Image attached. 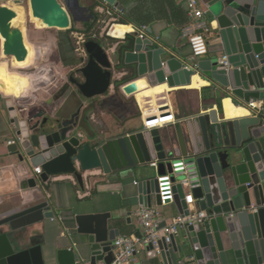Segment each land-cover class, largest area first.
<instances>
[{
    "label": "water",
    "instance_id": "1",
    "mask_svg": "<svg viewBox=\"0 0 264 264\" xmlns=\"http://www.w3.org/2000/svg\"><path fill=\"white\" fill-rule=\"evenodd\" d=\"M99 1L118 5L116 0ZM29 4L33 19L47 28L67 31L79 0H29ZM209 15L224 45L227 66L216 58L197 64L178 59L133 32L129 34L133 40L124 41L126 51L115 64L100 44L84 41L85 60L62 91L73 86L86 100L103 96L112 84L114 71L124 66L119 70L130 71L135 75L133 82H142L135 90L125 87L127 94L161 85L170 91L185 88L199 73L220 88H229L242 106L250 100L260 101L262 111L256 116L247 112L241 118L224 120L214 108L193 117L198 141L185 159L195 161L200 186L192 196L208 219L186 229L188 239L183 248L192 252L196 264H264V0H214ZM16 18L14 10L0 7V56L24 62L28 51L22 30L12 25ZM78 114L69 119L42 118L41 111L16 116L11 122L16 141L6 146L8 154L24 167L39 168L38 177L43 182L67 175L81 188L87 172L99 170L113 181L121 172L147 167L156 160L157 175L142 182L139 193L141 204L150 207L154 200L156 206H162L157 176L170 172L172 161L166 157L158 130L142 129L108 139L84 135V139ZM174 192L178 216L188 215L181 186H175ZM53 218L46 201L2 214L0 264H44L39 245L21 248L22 237L12 241L10 233ZM70 221L81 236L80 244L90 254L89 264H109L113 260L112 243L120 235L119 229L110 228L113 211L92 201L72 211ZM160 248L163 263H170L169 249H176L175 239L170 245L161 242Z\"/></svg>",
    "mask_w": 264,
    "mask_h": 264
},
{
    "label": "crops",
    "instance_id": "2",
    "mask_svg": "<svg viewBox=\"0 0 264 264\" xmlns=\"http://www.w3.org/2000/svg\"><path fill=\"white\" fill-rule=\"evenodd\" d=\"M98 1L79 0V7L73 8L71 12L74 20L70 30L60 31L40 26L31 17L29 0H0V7L14 10L19 20L22 18L19 25H14L22 30L28 51V58L24 62L0 56V216L38 202L48 203L54 213L53 219L10 233L12 241L22 237L21 248L39 245L44 264L89 263L90 254L80 244L81 236L72 229L70 221L72 211L81 208L84 203L96 201L110 208L114 214L110 228L119 229L118 237L141 238L142 230L134 216L141 204L139 185L155 177L158 167L149 165L129 169L121 172L118 180L113 181L107 180L99 170L87 172L82 178L83 188L72 176L67 175L54 176L43 182L34 173V168L19 164L16 157L6 150L8 142L16 141L15 129L11 124L16 116L27 113L33 115L41 111L44 114L42 118L69 119L79 111L80 133L84 139V135L108 139L142 130L145 118L149 114H158L159 108H164L173 114L174 122L166 123L157 130L166 157L174 161L193 153L199 135L194 116L214 108L218 111V118L224 120L241 118L247 114L241 103L231 95L229 88L222 89L199 73L191 86L185 88L167 91L161 85L157 89H139L127 94L125 87L135 90L141 87L142 82L130 81L116 86L117 81L132 75L128 70H119L124 67L121 66L114 71L112 84L103 96L86 100L73 86L62 91L66 80L68 82V78L85 60L82 51L84 36L79 32L91 19L92 10L99 16L95 27L97 38L112 64L117 62V49L124 43L125 35L129 36L135 27H139L133 25L127 15L151 30L146 39L152 41L154 48L171 51L178 59L197 64L225 56L216 23L209 15L214 0H202L203 9L208 11L206 20L211 23L212 31L206 35L208 54L197 60L192 57L182 34L183 28L191 21L187 0H116L117 6L106 3L110 9L122 12L120 17L114 14L108 16ZM109 38L118 42L113 44ZM24 70L30 71L26 73ZM14 82L17 85L8 90ZM226 100L235 109L240 108L245 113L228 117ZM87 109L91 111L85 116ZM153 162L158 164L156 160ZM151 206L156 207L161 222L165 224L178 216L174 203L158 207L153 200ZM187 211L193 214L200 210L196 204H192L187 206ZM187 237L185 230L175 239L176 249H169L170 263L166 264H188V260H194L192 252H185L183 248ZM130 264L164 263L160 256L142 247Z\"/></svg>",
    "mask_w": 264,
    "mask_h": 264
},
{
    "label": "built area",
    "instance_id": "3",
    "mask_svg": "<svg viewBox=\"0 0 264 264\" xmlns=\"http://www.w3.org/2000/svg\"><path fill=\"white\" fill-rule=\"evenodd\" d=\"M105 9L108 16H121L122 12H116L110 9L105 2L98 1ZM187 10L190 16V23L182 30L183 36L187 40L191 55L194 59H199L208 54V43L206 35L212 31L211 23L206 20L208 11L203 9L202 0H187ZM133 32L137 33L140 39L148 37V28L146 26L135 27ZM226 56L218 59L219 63L227 66ZM247 112L256 116L262 111V103L256 100H250L242 106ZM159 108L158 114H149L145 118L143 129L150 131L158 129L169 122H174V116L168 110ZM15 141L8 142V145ZM152 167L157 164L152 162ZM171 171H166L165 175L157 176L158 195L162 206L173 203L175 192L174 188L180 185L184 194V202L187 206L196 204L193 199L192 192L200 186V178L195 161H189L185 158L176 159L170 164ZM34 173L41 174L39 168L34 169ZM135 218L142 230L141 238L135 236H120L116 238L112 246L113 260L109 264H130L133 261L135 254L139 248H148L150 252L156 256H160L162 249L161 242L165 245H170L172 239L180 236L182 231H185L189 226L202 224L208 219L205 212L188 213L186 216H177L171 223L161 226L160 214L156 207H147L140 204L134 213ZM188 264H195L193 259L188 260ZM183 264L184 262H180ZM89 264V263H88ZM96 264H105L100 261Z\"/></svg>",
    "mask_w": 264,
    "mask_h": 264
},
{
    "label": "trees",
    "instance_id": "4",
    "mask_svg": "<svg viewBox=\"0 0 264 264\" xmlns=\"http://www.w3.org/2000/svg\"><path fill=\"white\" fill-rule=\"evenodd\" d=\"M128 16V20L135 26H145L143 23H140V22H137L135 19L132 18V16ZM99 20V16H98V13L94 12L92 10L91 12V19L86 22L84 24V30H82L81 34H83L84 36V41L87 42V41H94V42H97L98 44H100V41L99 39L97 38V34H98V31L96 30V22ZM72 31H75V30H72ZM111 40V42L114 44L116 42H118V40L116 39H113V38H109ZM125 41L126 40H130L132 41L133 38L132 37H129V36H126L124 37ZM126 50L124 48H122V46H119L118 49H117V57H119L120 59H122V56H123V53L125 52ZM119 69V68H118ZM135 79V75H128L124 78H122L120 81H117L116 82V86H120V85H124L125 83H128L130 81H133ZM91 111V109H87L85 110V113L84 115L86 116L89 112Z\"/></svg>",
    "mask_w": 264,
    "mask_h": 264
},
{
    "label": "bare ground",
    "instance_id": "5",
    "mask_svg": "<svg viewBox=\"0 0 264 264\" xmlns=\"http://www.w3.org/2000/svg\"><path fill=\"white\" fill-rule=\"evenodd\" d=\"M22 18H20V20H21ZM19 20V17H18V15H17V18L13 21V24L12 25H19L20 23H21V21ZM39 24H40V26H43V27H46V26H44L43 24H42V22L41 21H39L38 19H35ZM34 20V21H35ZM37 24V23H36ZM14 25V26H15ZM39 26V25H38ZM37 52H38V50H37ZM196 76H194V77H192V79H191V84H192V82H193V79L195 78ZM191 84L189 85V86H191ZM17 85V82H14L13 84H11V86H10V88H8V90H10V89H13L15 86ZM164 88H166L167 89V87H166V85H162ZM160 87V86H159ZM188 87V86H187ZM158 87H156V88H154V89H157ZM167 91H168V89H167ZM166 91V92H167ZM168 107V106H167ZM225 108H226V115L228 116V117H235V116H238V115H241V114H244L245 113V111L244 110H242V109H240V108H237V109H235V107L228 101V100H226L225 101Z\"/></svg>",
    "mask_w": 264,
    "mask_h": 264
},
{
    "label": "rangeland",
    "instance_id": "6",
    "mask_svg": "<svg viewBox=\"0 0 264 264\" xmlns=\"http://www.w3.org/2000/svg\"><path fill=\"white\" fill-rule=\"evenodd\" d=\"M22 27H24V25H22ZM26 71V73H28L30 70H24V72ZM23 72V73H24ZM66 77H69L68 75L66 76ZM67 79V78H66ZM68 82H67V80H66V82L64 83V84H67Z\"/></svg>",
    "mask_w": 264,
    "mask_h": 264
}]
</instances>
